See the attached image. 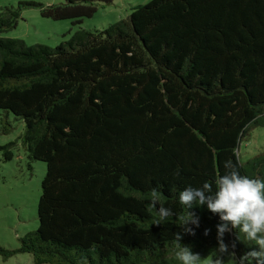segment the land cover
<instances>
[{
	"label": "trees",
	"instance_id": "obj_1",
	"mask_svg": "<svg viewBox=\"0 0 264 264\" xmlns=\"http://www.w3.org/2000/svg\"><path fill=\"white\" fill-rule=\"evenodd\" d=\"M114 1L33 4L78 25L98 2ZM20 18V7L0 11V109L23 119L22 145L47 172L38 228L18 249L0 245V255L181 264L177 233L202 260L216 250L219 214L194 205L200 226L184 232L179 192L207 181L214 193L228 159L240 175L264 179V151L246 161L240 152L264 126V0H150L104 29L79 27L55 47L3 36ZM154 187L176 214L161 225L152 224ZM223 240L237 259L259 250L238 229Z\"/></svg>",
	"mask_w": 264,
	"mask_h": 264
},
{
	"label": "rangeland",
	"instance_id": "obj_2",
	"mask_svg": "<svg viewBox=\"0 0 264 264\" xmlns=\"http://www.w3.org/2000/svg\"><path fill=\"white\" fill-rule=\"evenodd\" d=\"M150 0H115L113 3H97L93 17L84 18L75 25L72 19L55 20L44 17L41 7L63 3L64 0H0V11L5 6L20 7L21 18L16 28L3 36L25 40L28 44L57 46L69 39L79 27L104 29L110 24L127 18L132 9ZM4 127L9 131L5 132ZM25 132L23 119L0 109V245L7 249H18L21 237L39 226L38 205L42 194V181L47 172L44 161L29 157L22 145ZM12 143L8 148H1ZM11 150L12 154L8 153ZM264 151V126H256L250 136L240 145L242 159L253 157ZM229 252H234L231 248ZM226 264H232L225 254ZM0 264H35L28 252H17L10 257L0 255ZM50 264V263H46Z\"/></svg>",
	"mask_w": 264,
	"mask_h": 264
},
{
	"label": "clouds",
	"instance_id": "obj_3",
	"mask_svg": "<svg viewBox=\"0 0 264 264\" xmlns=\"http://www.w3.org/2000/svg\"><path fill=\"white\" fill-rule=\"evenodd\" d=\"M224 168L225 173L215 182L214 193L212 184L207 181L201 187L188 186L179 192V202L187 209L186 214L177 216L179 227L184 232L195 235L191 225L197 228L200 226L199 216L190 211L194 205H206L212 213L219 214L222 221L217 225L218 248L203 260L199 253L191 251L190 246L181 244L180 233L175 235V258L181 264H226L224 254L229 256L232 264H264V179L240 175L231 159L224 162ZM149 195L150 206L157 210L152 224L161 225L167 222L168 217L176 215L164 206L161 192L155 187ZM232 229H238L243 234V240L258 245L259 250L247 251L237 259L234 252H229L223 240L225 232ZM209 231L205 229L204 234L208 235Z\"/></svg>",
	"mask_w": 264,
	"mask_h": 264
}]
</instances>
